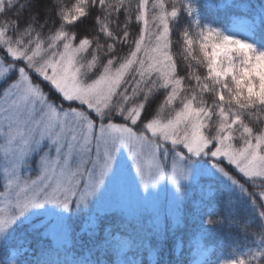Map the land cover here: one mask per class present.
Instances as JSON below:
<instances>
[{"label": "snow or ice", "instance_id": "obj_1", "mask_svg": "<svg viewBox=\"0 0 264 264\" xmlns=\"http://www.w3.org/2000/svg\"><path fill=\"white\" fill-rule=\"evenodd\" d=\"M236 33L264 38V13L221 24L200 0H0V252L164 264L171 246L180 264L186 220L207 209L190 264H264V47ZM226 221L252 244L213 259L207 229Z\"/></svg>", "mask_w": 264, "mask_h": 264}, {"label": "trees", "instance_id": "obj_2", "mask_svg": "<svg viewBox=\"0 0 264 264\" xmlns=\"http://www.w3.org/2000/svg\"><path fill=\"white\" fill-rule=\"evenodd\" d=\"M65 2H68V0H65ZM244 4L246 5L245 10L235 9L220 12L219 10L215 9L213 5L207 0H200V7L205 13L206 17L215 21L216 23L221 24L224 22L227 15L246 14L248 17H251L253 16L255 10H259L260 14L264 13V0H244ZM13 15H15V13H13ZM173 42L176 44V47L173 49V51L179 55L180 46L177 43L176 36H173ZM253 42H255L258 47H264V38H261L259 35L253 38ZM261 118L264 119V117ZM183 195L186 201L191 202L192 200L200 197L201 191H199L197 188H193L191 191H184ZM235 195L239 197L236 193ZM240 199L242 204L250 210L247 198L240 197ZM206 212L207 209H203L195 220H186V227L183 229L185 246L181 257L179 258L180 264H190V262L194 260L195 255L192 250L194 247V241L192 240V237L203 227L202 220ZM245 221L246 217L242 216L239 218V224L243 225ZM207 231L211 233L209 243L214 245L215 256L213 259H225L233 257L240 258V253L246 249V246H251L252 244L251 239H246L243 235L237 237V235L234 233V230L229 226L227 221L222 225H217L215 228L207 229ZM130 255H136V253H131ZM163 257L164 264H177V259L174 256L171 246L164 250ZM1 264L8 263L5 260H2ZM145 264H147V261H145Z\"/></svg>", "mask_w": 264, "mask_h": 264}, {"label": "rangeland", "instance_id": "obj_3", "mask_svg": "<svg viewBox=\"0 0 264 264\" xmlns=\"http://www.w3.org/2000/svg\"><path fill=\"white\" fill-rule=\"evenodd\" d=\"M207 1L209 3H211V0H207ZM235 9L245 10L246 5L244 4V0H231V6L228 7L225 11H230V10H235ZM259 14H260V11L255 10L253 16H251L249 18L257 17V16H259ZM236 35L242 39H248L250 42H253V37L247 36L244 33H236ZM32 175H35L34 170L32 172ZM193 188H197L200 191V187L197 186L195 181H193L191 184L186 185L184 191H191ZM161 193H162V198H168V197H171L174 195L173 190L168 186H165L164 188H162ZM236 194L240 197V194L238 192ZM26 228H27V225H24L23 227L18 226L16 228V231L22 232V231H25ZM194 255H195V253H194ZM17 259H18V255L14 256L11 251L0 252V264H1L2 260H5L8 264H13V261H15Z\"/></svg>", "mask_w": 264, "mask_h": 264}]
</instances>
